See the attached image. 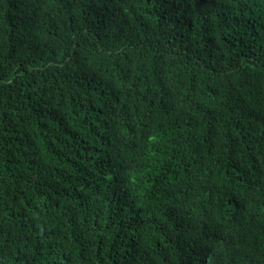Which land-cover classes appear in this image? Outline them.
Segmentation results:
<instances>
[{"label":"trees","instance_id":"obj_1","mask_svg":"<svg viewBox=\"0 0 264 264\" xmlns=\"http://www.w3.org/2000/svg\"><path fill=\"white\" fill-rule=\"evenodd\" d=\"M0 264H264V0H0Z\"/></svg>","mask_w":264,"mask_h":264}]
</instances>
